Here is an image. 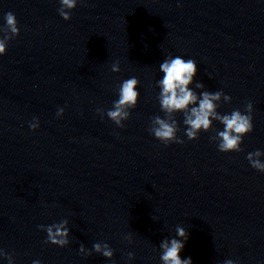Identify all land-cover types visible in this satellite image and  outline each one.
Masks as SVG:
<instances>
[{
	"label": "clouds",
	"instance_id": "clouds-1",
	"mask_svg": "<svg viewBox=\"0 0 264 264\" xmlns=\"http://www.w3.org/2000/svg\"><path fill=\"white\" fill-rule=\"evenodd\" d=\"M61 7L58 9L59 15L64 20L71 19V11L77 7V0H60ZM6 23L0 25V56L6 54L7 45L14 37L19 35V27L16 16L12 12L5 14ZM113 72H119L118 63L112 65ZM160 71L163 73L162 79L157 83L160 88L159 104L164 112V118L156 116L152 119L149 131L154 137L163 144L168 145L172 142L183 143L184 141L177 137L178 124L173 114L177 112L184 113L183 123L186 125L185 135L189 140L198 138V134L203 130L207 132L211 129L213 120L220 122L224 127L222 131H217L218 150L224 153L242 151L240 145L243 137L253 131L252 111L253 105L249 102L246 105V114L239 110H234L231 114H219L217 112L216 101H219L221 96L225 100H231V97L225 95L221 91L217 92H202L199 98V106L195 105L198 100L197 94L188 86L193 81V77L197 73V64L193 59H184L181 56H175L165 59L160 64ZM139 80L135 77L126 79L119 86L118 100L114 101L113 108L107 111V116L118 127H124L123 121L130 117L128 109H134L138 103L140 93L137 88ZM197 88H202V84H197ZM102 112V109H98ZM63 114V109L57 113L58 116ZM32 130L39 127V122L34 118V122L29 125ZM264 156V152L259 150L250 152L247 159L254 169L264 172V162L259 158ZM67 221L54 223L49 226L40 225V229L46 231L47 240L45 243H51L59 247H65L69 244L68 229L65 227ZM176 235L178 238L163 240L159 247L161 249L160 259L162 264H193L191 257L182 259L181 251L185 247V241L188 239V233L185 228L177 226ZM131 242V235L126 238ZM93 250L96 253L102 254L104 257L111 259L114 255L113 249L107 243H95ZM79 251L84 255H91L83 244ZM128 259L134 258V254L129 252ZM0 256L8 260V264H13V257L0 249ZM33 264H40V261H33ZM224 264H234V261L228 259Z\"/></svg>",
	"mask_w": 264,
	"mask_h": 264
}]
</instances>
